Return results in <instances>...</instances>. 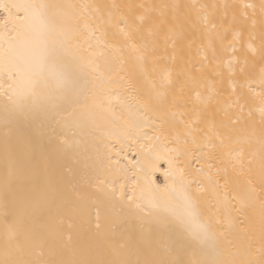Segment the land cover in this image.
Segmentation results:
<instances>
[{
    "label": "snow or ice",
    "instance_id": "6c2138e0",
    "mask_svg": "<svg viewBox=\"0 0 264 264\" xmlns=\"http://www.w3.org/2000/svg\"><path fill=\"white\" fill-rule=\"evenodd\" d=\"M2 7L7 16L0 20V119L6 126L38 115L51 120L55 135L41 153L42 162L47 165L54 156L74 160L89 186L104 192L111 206L137 217L147 232L135 242L137 255L145 258L132 260L125 254L134 242L117 236L114 223L102 225L98 216L93 241L111 258H83L81 226L71 217L66 233L63 217L38 225L31 212L49 201L50 189L22 185L12 164L0 172V264H264V31L259 47H253L254 18L247 28L236 13L230 20L227 11L217 18L220 6L193 0L189 7L202 38L196 47L195 41L185 44L178 16H169L170 9L179 8L175 4L128 5V14L109 11L107 20L96 15L99 6L91 3L27 0ZM239 7L247 18L257 6ZM134 8L142 11L133 14ZM259 10L264 17V0ZM186 48L195 55L185 58ZM124 51L149 79L146 97L138 94L139 82L124 67ZM209 52L215 62L212 76ZM167 61L182 63L183 70L174 74ZM157 72L158 79H152ZM122 93L127 94L123 99ZM150 108L160 113L158 125L148 120ZM145 138L148 151L139 145L138 173L129 177L112 153ZM13 151L5 140V155ZM181 156L185 167L177 163ZM161 160L169 166L163 184L153 179ZM128 179L132 194L123 184L117 187ZM177 194L179 209L173 204ZM72 195L85 199L75 189ZM257 207L258 248L251 243L255 226L249 219ZM173 224L181 226L182 235H171ZM21 239L28 259L20 258Z\"/></svg>",
    "mask_w": 264,
    "mask_h": 264
},
{
    "label": "bare ground",
    "instance_id": "6f19581e",
    "mask_svg": "<svg viewBox=\"0 0 264 264\" xmlns=\"http://www.w3.org/2000/svg\"><path fill=\"white\" fill-rule=\"evenodd\" d=\"M18 2H27V0H0V20H3L7 16V12L2 5H11ZM55 3L61 4H82L91 3L99 6V12L96 13L98 17L103 20L108 19V12L112 11L116 15L128 14V5H179L177 9H170L169 16L176 15L179 18V24L183 27L185 44L189 41H195V46L199 47L202 38L199 25L195 23V14L189 7L193 0H53ZM198 3L203 4H216L220 7L216 9L217 18L222 16L225 11H227L228 19H231L233 13H236L239 24L250 28L251 21L254 18L256 20L254 32L253 47H259L260 37L262 31V22H264V17L261 16L259 10L260 0H197ZM244 3L255 4L256 10L253 16L252 10H248V17L244 18L240 16V12L243 10L239 7ZM119 5L118 10L111 9V5ZM228 4L232 7L224 9L222 5ZM142 10L132 9L133 14H137ZM122 26V25H121ZM115 31V29H113ZM228 39L231 40V35L229 34ZM205 44L207 41H203ZM243 43L245 48L248 43V31L244 33ZM218 47V45H217ZM164 45H160V50L163 52ZM171 46L168 47V52L171 53ZM117 55H120L119 53ZM123 62L124 67L130 74H134L135 79L139 82V95L145 96L151 88L149 79L145 77L135 66V60L131 53L128 51L123 52ZM185 58L188 56H194L195 52H189L187 48L185 49ZM200 59V57H196ZM257 60L259 57L257 56ZM167 66L173 70V73L181 72L184 65L180 62L173 63L167 61ZM209 66V75H214L212 71L215 67V62L211 60V53L209 52V61H207ZM163 66V65H161ZM199 66V65H197ZM154 67L153 62L149 60L147 63V69L151 72ZM258 67V65H257ZM159 72L154 74L151 78L158 79ZM175 79V75L173 77ZM126 93L121 94V99L126 96ZM228 94L225 93L223 96L224 100H227ZM57 104H63V100L55 101ZM243 104V101H241ZM113 104L116 110L119 111V101L115 98L113 99ZM247 112V108H245ZM160 113L155 109L147 110V117L149 122H155L157 125L160 123V119L156 117ZM55 125L51 120L45 118L43 115H38L30 119H18L12 123L5 125L4 121L0 119V172L7 170L12 164H15L16 175L18 182L22 185L28 187H43L47 185L51 192V197L49 201L42 206L37 207L32 210L31 217L39 225L43 224L49 219H57L63 217L65 220V233L67 232L66 224L68 223V218L71 217L76 224L81 226V234L79 247L81 249V254L83 258L103 260L111 258L106 250H101L96 247L93 237L95 234V226L97 223V217L99 216V222L104 225L106 222H113L115 226L116 235L119 236L123 234L125 237L130 238L133 243V248L131 251L127 252L125 255L127 258L135 260L137 258L144 259L145 256L136 253L135 242L139 240L142 232H147V227L143 229L141 227V221L129 214L126 210H121L119 205L115 207L111 206L105 198V194L102 191H98L91 186H89L82 178L80 174L81 165L77 164L74 160L64 158V157H53L51 161L45 165L41 160V153L48 149L50 139L54 138ZM58 131V130H57ZM102 131V130H101ZM148 135H152V129H145ZM174 138V134L169 136V140ZM5 140L14 150L11 157L6 156L4 152ZM140 144H144V151L147 152L149 148V142L147 138L139 140L136 145L129 147L125 145L123 151L114 150L112 153L113 159L118 160L119 164L128 169V176L131 177L133 173H138V169L135 167V162L138 159L137 150ZM174 144H169V147H174ZM199 155V152L195 153ZM180 167H185L184 157L179 158ZM195 162L193 161V167H195ZM168 163L165 160L160 161V171H156L153 174V179L160 184L165 182V177L163 175L164 169H167ZM120 184L124 185V191L128 194H132V180L127 181L121 180ZM73 189L80 191L85 194V199L83 201H77L73 198ZM173 204L179 209L181 204V199L177 194L173 199ZM202 209L207 214V203H202ZM259 208L254 210V213H249V219H251L255 226V235L251 238V243L254 247H259L260 244V232H259ZM4 209L0 206V221L3 220ZM245 227H248V221H245ZM173 237L182 235L183 229L178 224H173L172 228L169 230ZM0 232H2V227H0ZM241 241H237L240 243ZM3 245L2 236H0V246ZM17 245L22 250L19 255L22 259H28L27 245L26 242L21 239L17 242ZM243 248H241V253H243ZM186 258V257H185Z\"/></svg>",
    "mask_w": 264,
    "mask_h": 264
}]
</instances>
